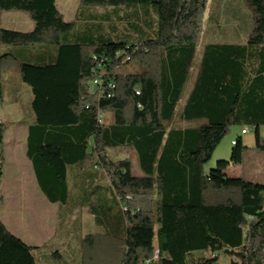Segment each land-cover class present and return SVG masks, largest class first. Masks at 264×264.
I'll return each mask as SVG.
<instances>
[{
  "label": "trees",
  "instance_id": "obj_1",
  "mask_svg": "<svg viewBox=\"0 0 264 264\" xmlns=\"http://www.w3.org/2000/svg\"><path fill=\"white\" fill-rule=\"evenodd\" d=\"M245 1L254 13L246 41L203 46L178 110L208 0H79L103 8L102 23L65 19L55 0H0V14L19 10L32 21L26 31L0 28V45L56 46L41 63L15 61L32 93L25 155L39 189L68 213L74 170L105 180L123 214V236L78 239V264H217L220 254L227 264H264V183L225 173L242 162L240 136L228 160L204 169L233 124L252 127L255 148L264 151V0ZM110 15L128 38L112 39ZM9 57L0 52V69ZM124 63L133 66L117 71ZM97 75L102 85L92 93ZM177 113L186 125L171 124ZM4 129L0 119V146ZM118 146L134 150L138 172L129 158L107 156ZM106 202L92 203L94 222L105 219ZM36 248L0 219V264H37Z\"/></svg>",
  "mask_w": 264,
  "mask_h": 264
},
{
  "label": "rangeland",
  "instance_id": "obj_2",
  "mask_svg": "<svg viewBox=\"0 0 264 264\" xmlns=\"http://www.w3.org/2000/svg\"><path fill=\"white\" fill-rule=\"evenodd\" d=\"M219 0H208L204 16L202 20V33L205 25L210 23L222 21L220 26L227 28L226 23L237 19L240 24H251L253 22V11L249 5L244 1V5L237 3L233 7V17L227 11L219 9L217 15L209 12L210 8ZM65 2V3H64ZM64 3V4H63ZM78 0H56V5L65 18H74L77 22L95 20L96 22L103 21L104 15L101 12L103 8H94L92 5L84 6L82 11L74 14L73 8L77 5ZM21 13L28 14L19 10L4 11L0 14V27L6 26L9 28H17V21L14 23L13 14ZM74 16V17H73ZM115 15H110L114 25H107L106 30L110 31L113 40H123L128 38L124 25L114 18ZM29 18V16H28ZM218 20V21H217ZM219 24V23H217ZM223 27V28H224ZM224 28V29H225ZM228 28H230L228 26ZM200 36L196 53L193 61V67L190 75L184 85L181 98L179 100L177 109L181 106L187 96L195 70L202 54V46L204 45V38ZM55 45H0V52H9L12 58L4 59L0 69V84L2 101L0 103V119L4 124V131L2 142L0 146L2 157V174L0 176V211L9 216H23L29 230L38 237L44 238L40 243L41 247L36 250L45 251L54 246L55 243L62 240L65 246L72 248L77 239L81 238L87 233L108 232L118 236H123L125 232V225L123 214L120 210V205L117 198L108 186L105 180L100 178L95 179L84 176L74 170L68 171V203L66 209L68 213L61 214L57 219H49L47 212L44 211V206L38 199H48L44 193L39 189L30 161L25 155L26 151V135L27 127L34 121V114L31 109L32 93L30 86L23 82L20 77L19 68L15 61L27 63H41L49 59L52 55V49ZM133 65L122 64L116 68L117 71H128ZM104 121L109 119V113L102 114ZM173 126H184L187 123L181 121L178 113L171 122ZM247 127V133L242 134L240 129ZM233 124L230 125L226 134L222 137L219 143L214 148L210 159L204 165L207 171L215 167L216 161L220 159L228 160L232 148L231 139L240 136L243 145L242 162L240 164H229L225 173L232 177H243L245 179L264 183V151L255 148V138L253 128L250 126H243ZM260 135L264 138V126L260 128ZM107 156L112 160H119L129 158L132 161L134 172H138L136 163V154L131 147L118 146L106 149ZM95 172L97 170L94 169ZM103 199L106 202V217L100 222H94V215L89 209L92 203ZM111 199L116 200V205ZM91 200V201H90ZM63 204H61L62 206ZM55 207V206H54ZM64 207V206H62ZM9 208L16 212L9 211ZM19 211V212H18ZM22 212V213H20ZM99 216V215H98ZM54 231L55 236L49 238ZM78 250V248H76ZM71 250L75 254L77 250ZM35 252L37 264H48L49 261L41 260L37 257ZM66 259V258H65ZM63 259L62 264H65ZM227 257L222 254L219 255L217 264H227ZM68 263V262H67ZM68 264H76L70 257ZM78 264V262H77Z\"/></svg>",
  "mask_w": 264,
  "mask_h": 264
},
{
  "label": "crops",
  "instance_id": "obj_3",
  "mask_svg": "<svg viewBox=\"0 0 264 264\" xmlns=\"http://www.w3.org/2000/svg\"><path fill=\"white\" fill-rule=\"evenodd\" d=\"M56 2V0H55ZM65 3V2H64ZM63 3V4H64ZM237 3H241L242 6H245L243 0H219L216 2L213 7L210 8L209 12L212 14L217 15V11L219 9L225 10L228 12V14L233 17V7L236 6ZM57 6V5H56ZM58 8V7H57ZM83 6L80 4L79 0L77 5L74 6L73 12L74 14L77 13L78 11H81ZM59 9V8H58ZM60 11V10H59ZM61 12V11H60ZM62 14V13H61ZM63 15V14H62ZM64 17V16H63ZM74 17V16H73ZM65 18V17H64ZM235 18V17H233ZM230 22H227V28L224 26H220L222 21H218L216 23L212 22L209 25H205L204 31L202 33V36L204 38V45L208 43H222V42H228V43H243L246 41V38L248 36V33L250 32L253 22L251 24L245 25V24H240L237 19H233ZM13 19L14 23L17 21V28H9L6 26H2L0 28H8V29H13V30H19V31H26L30 30L32 28V21L30 18H28L27 15H24L21 13L18 14H13ZM69 20H73L74 18H65ZM219 23V24H217ZM228 26L230 28H228ZM225 29H224V28ZM203 45V46H204ZM202 46V49H203ZM197 69V68H196ZM196 71V70H195ZM241 131V129H240ZM247 133V132H246ZM233 139H231L232 141ZM31 165V163H30ZM32 168V165H31ZM227 169V168H226ZM225 169V170H226ZM41 204L44 206V211L47 212L45 214H48L49 219L53 216V219H57L60 217L61 212H62V206L58 204L57 202H52L49 199H38ZM55 206V207H54ZM9 211L16 212L14 209L9 208ZM19 212V211H18ZM22 213V212H20ZM0 219L5 225V227L14 235L19 237L21 240H23L26 244L32 246V247H37L38 249L42 243L41 241L48 237L46 235L44 238L36 236L31 229L29 230V225L25 221L24 217L15 215V216H9L5 213H1L0 211ZM94 221V220H93ZM53 233L50 234L49 238H52L55 236L54 231ZM78 239L76 244L72 247L69 248V246H65L64 242L62 243V240H59V242L55 243L54 246L51 248H48V250L45 251H39L36 250L35 252L38 253L37 257L41 260L49 261L48 264H62L63 259H65V264L69 263L70 257L74 260L76 258V264H77V258H78ZM77 250V253L75 254L71 250ZM59 252L60 256H54L52 253ZM68 262V263H67ZM39 264H42L39 262Z\"/></svg>",
  "mask_w": 264,
  "mask_h": 264
},
{
  "label": "built area",
  "instance_id": "obj_4",
  "mask_svg": "<svg viewBox=\"0 0 264 264\" xmlns=\"http://www.w3.org/2000/svg\"><path fill=\"white\" fill-rule=\"evenodd\" d=\"M128 59V56L124 57V59L122 60V62L126 61ZM98 68H100V66H97ZM102 85V81H101V77L99 75H97L95 78H93L91 81H89L88 83V89L90 92L94 93L96 91H99L100 87ZM107 86L108 87H112V84L111 83H107ZM136 93H139V89L136 88L135 90ZM98 118L99 120L101 119V114L98 115ZM248 131V128L247 127H244L241 129V133L244 134ZM232 143H235L234 140L231 141ZM251 217L248 216V219H250ZM157 257V250H155L154 252V257L153 258H156ZM144 264H154L152 261H146Z\"/></svg>",
  "mask_w": 264,
  "mask_h": 264
}]
</instances>
